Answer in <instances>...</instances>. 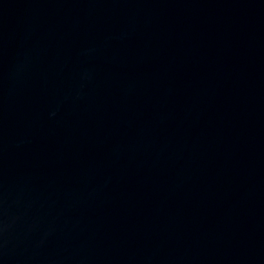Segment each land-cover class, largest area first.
Instances as JSON below:
<instances>
[{"label": "water", "instance_id": "1", "mask_svg": "<svg viewBox=\"0 0 264 264\" xmlns=\"http://www.w3.org/2000/svg\"><path fill=\"white\" fill-rule=\"evenodd\" d=\"M0 264H264V0H0Z\"/></svg>", "mask_w": 264, "mask_h": 264}]
</instances>
